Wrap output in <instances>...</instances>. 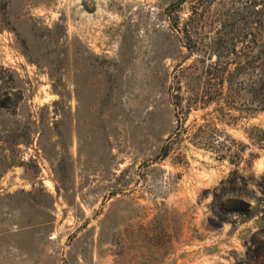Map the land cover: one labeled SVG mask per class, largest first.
<instances>
[{"label": "rangeland", "instance_id": "1", "mask_svg": "<svg viewBox=\"0 0 264 264\" xmlns=\"http://www.w3.org/2000/svg\"><path fill=\"white\" fill-rule=\"evenodd\" d=\"M253 2L0 0V264L245 257L264 227V142L249 139L264 111L208 117L249 146L237 167L191 143L214 108L188 116L182 75L203 58L185 29L202 50L218 30L252 32ZM234 170L253 214L214 228L213 191Z\"/></svg>", "mask_w": 264, "mask_h": 264}, {"label": "trees", "instance_id": "2", "mask_svg": "<svg viewBox=\"0 0 264 264\" xmlns=\"http://www.w3.org/2000/svg\"><path fill=\"white\" fill-rule=\"evenodd\" d=\"M183 1L181 0V3ZM251 7L259 16L252 32L244 31L239 36L237 33L232 37L234 32L218 30V38L206 45L203 50L198 47L197 41H193L188 29H185L189 51L192 54L197 52L203 55V58L189 67L188 74L184 72L182 75L188 80L189 85L188 116L192 111L214 108L211 113L202 116L204 123L195 127L191 133V143L198 148L214 152L219 159L228 160L237 167L249 146L238 143L208 117L214 114L219 122L231 124L230 121L239 120L244 115L251 116L264 111V0H254ZM3 9L7 10V3L3 4ZM234 38L243 40L241 47H237L238 43H230ZM232 112L237 113V116ZM179 121L182 122L180 116ZM255 131L259 134L257 136L251 134L250 141L263 143L264 130ZM179 133L183 131L179 130L177 134L180 135ZM162 151V158L168 157L170 153L168 145H165ZM234 175L238 178L233 179ZM227 184L231 186L227 187ZM249 184V181L240 175L239 170H234L231 179L215 188L211 204L212 227L223 225L230 215L247 218L252 216L251 198L247 197ZM262 194L264 196V190ZM259 212L262 214L261 219L264 220V203ZM249 242L245 257L234 264H264V227L256 231Z\"/></svg>", "mask_w": 264, "mask_h": 264}]
</instances>
